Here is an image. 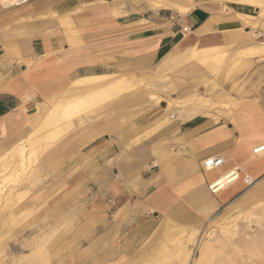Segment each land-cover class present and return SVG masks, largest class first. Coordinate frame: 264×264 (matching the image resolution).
Returning <instances> with one entry per match:
<instances>
[{"label":"crops","instance_id":"crops-1","mask_svg":"<svg viewBox=\"0 0 264 264\" xmlns=\"http://www.w3.org/2000/svg\"><path fill=\"white\" fill-rule=\"evenodd\" d=\"M174 1L195 6L187 13L156 8L153 0H27L0 7L1 154L22 136L38 138L36 126H54L43 136L57 141L52 166L66 169L72 183L97 184L102 215L114 221L182 214L185 200L217 210L245 194L248 177L263 183L264 156L253 150L264 143V82L239 99L240 108L220 114L210 105L217 92L210 98L196 92L182 103L169 97L161 107L152 85L139 80L171 69L189 51L210 66L219 58L206 54L217 48L256 43L254 25L243 19L262 10L238 1ZM253 19L264 36V17ZM112 74L126 76L130 90L97 102L93 113L64 117L56 109L51 119L73 82ZM71 119L76 127L61 139ZM214 156L223 166L205 169L203 161ZM232 168L242 170V179L213 194L209 185Z\"/></svg>","mask_w":264,"mask_h":264},{"label":"rangeland","instance_id":"rangeland-1","mask_svg":"<svg viewBox=\"0 0 264 264\" xmlns=\"http://www.w3.org/2000/svg\"><path fill=\"white\" fill-rule=\"evenodd\" d=\"M252 4L264 17V7ZM260 41L264 36H259L257 44L217 48L206 54L207 59L219 58L210 66L189 51L171 69L140 77V85H152L148 90L160 99L154 105L167 106L169 97L180 103L196 92L210 98L214 91L211 107L220 114L232 112L240 105H218L217 98L242 99L264 82V44L259 46ZM115 92L104 89L94 97L77 99L72 106H64L63 115L93 113L91 109L101 106L97 102ZM76 123L71 119L60 138ZM36 127L34 132L42 137L41 153L33 133L28 140L22 136L15 142L25 146L28 159L23 167L14 163L15 143H10L9 152L1 154L0 150V264H264V179L217 210L205 212L193 200H185L187 211L182 214H146L114 221L102 215V191L97 184L87 188V184L72 183L63 176L66 169L52 166L57 141L50 143L43 136L54 126ZM5 153L6 161L1 157Z\"/></svg>","mask_w":264,"mask_h":264},{"label":"bare ground","instance_id":"bare-ground-1","mask_svg":"<svg viewBox=\"0 0 264 264\" xmlns=\"http://www.w3.org/2000/svg\"><path fill=\"white\" fill-rule=\"evenodd\" d=\"M150 1V0H149ZM227 1H230V0H227ZM235 1V0H234ZM236 1H238V0H236ZM258 1L259 0H242V2L243 3H250V4H252V3H258ZM152 2V1H151ZM222 2V1H221ZM153 3H154V6H156V8H158V7H173V8H178L179 10H180V12L181 13H187V11H189L190 9H192L194 6H195V4L192 2L190 5H186V6H178V4L174 1V0H153ZM201 3V2H200ZM260 3H263V2H261V0H260ZM259 4V3H258ZM256 5V4H255ZM262 5V4H261ZM260 6V5H259ZM13 8V7H12ZM3 9V8H2ZM10 9V8H9ZM4 10H7V9H4ZM177 10V9H176ZM225 10H226V8H225ZM178 11V10H177ZM227 12V11H226ZM237 14V13H236ZM240 15V14H239ZM262 15H264V13L262 14ZM240 16H242V15H240ZM239 16V17H240ZM245 17H247V19H243V17H242V19H243V21L244 20H246V23L245 24H249L250 26L252 25H254L253 26V30H255L254 32L252 31L250 34H251V38H252V36H254V38L256 39V40H259V36L261 35V33L260 32H257L258 30V27H256V24H257V22H254L253 20V16H251V17H253V18H251L249 15H244ZM263 17V16H262ZM186 30L189 32L190 30L189 29H187L186 28ZM260 42H262V41H260ZM105 75V74H104ZM96 77H89V78H83V79H79V80H77V81H75V82H73V85L67 90V92L64 94V99H63V101H61L60 103H59V105H55V106H57V108H53V110H52V115L51 116H55V117H58V115L56 114V109H58V111L59 110H61V109H63L64 108V106H72L73 105V103L78 99H81V98H83V97H94V95H95V93H98V92H100V91H103L104 89H113V90H116L117 92H115V93H119V91H120V89L121 90H123V89H125V88H128V87H126L127 85H130V83L127 81V79L123 76V75H118L117 76V74H112L111 76H102V75H99V76H97V75H95ZM132 84V83H131ZM158 94V93H157ZM199 96V95H198ZM202 97H204L203 95H202ZM228 97V95H220L219 96V98H217V101H216V103L218 104V103H220L221 105L222 104H229V105H234V106H236V107H238L241 103H242V101H240L239 99H231L230 97L229 98H227ZM63 98V97H62ZM73 99H75L74 101H73ZM203 99V98H202ZM208 99V98H207ZM198 100H199V98H198ZM209 100V99H208ZM60 101V100H59ZM58 101V102H59ZM62 102H63V104H62ZM73 102V103H72ZM199 102H201V101H199ZM209 102V101H208ZM57 103V102H56ZM202 103V102H201ZM211 103V102H210ZM220 104H218V105H220ZM85 109V107L82 109V111ZM51 111V110H50ZM62 112V111H61ZM58 113V112H57ZM59 118H60V116H59ZM67 125H70V123L69 124H67ZM71 126V125H70ZM68 127V126H67ZM57 129H59V128H57ZM61 130H62V128H61ZM71 130V129H70ZM59 132V131H58ZM61 132V131H60ZM59 132V133H60ZM62 132H66V131H62ZM53 133V132H52ZM52 133H49V135L50 134H52ZM58 134V133H57ZM55 136H56V134H54ZM52 137L51 138H53V135H51ZM61 137V136H60ZM57 138H59V137H56V139ZM33 140V139H32ZM31 144V143H30ZM36 145V143H35V141L33 142L32 141V145ZM264 143H262V144H259V145H257L255 148H257V147H259V146H261V145H263ZM15 145H16V143H15ZM25 146H22L21 144H17L16 145V147H15V153H13V157L15 158V160H14V163H17V166H20V167H23L24 165H25V163L27 162V159H28V157L25 155ZM254 148V149H255ZM258 152L257 153H255L254 152V150H253V154H255V157L256 158H259V157H263L264 156V151H260V149L259 150H257ZM31 152H33V151H31ZM33 154V153H32ZM1 157H3L2 159L3 160H5V157H7V155H6V153L5 154H3V156H1ZM1 159V158H0ZM2 161V160H1ZM6 161V160H5ZM5 161H3V162H5ZM11 165V164H10ZM221 166H223V165H221ZM221 166H219V167H216V168H207L208 170H215V169H218V168H220ZM228 172H230V170L229 171H227L226 173H223L215 182H217V181H219V182H217V184L216 185H220L221 183H224V182H226V179L228 178V177H225L226 175H227V173ZM242 177H243V173H242V170L240 169V172H239V174H238V176H237V178L236 179H234L233 180V182H231L229 185H227L226 186V189L224 190V191H226V190H228V189H230L232 186H234V185H236L241 179H242ZM248 177V176H247ZM248 179L250 180V182H251V179H250V177H248ZM219 190L218 191H221L223 188H221V186L218 188ZM224 191H222V192H220L219 194H222ZM184 247V246H183ZM182 250H183V248H182ZM178 252H180V251H178ZM185 252V251H184ZM202 253H203V251H202ZM160 254V253H159ZM177 255H179V253H177ZM151 256V255H150ZM185 256V255H184ZM36 257V256H35ZM182 257V256H181ZM186 257V256H185ZM184 257V258H185ZM47 261V260H46ZM45 261V262H46ZM183 262V261H182Z\"/></svg>","mask_w":264,"mask_h":264},{"label":"built area","instance_id":"built-area-1","mask_svg":"<svg viewBox=\"0 0 264 264\" xmlns=\"http://www.w3.org/2000/svg\"><path fill=\"white\" fill-rule=\"evenodd\" d=\"M27 2V0H0V7L1 8H3V9H9V8H12V7H16V6H20V5H23V4H25ZM260 149V151H264V144L263 145H261V146H259V147H257V148H255L254 149V152L255 153H257L258 151L257 150H259ZM224 163V159L223 158H221V157H218V156H214V157H209V158H207V159H205L204 161H203V166H204V168L205 169H211V168H216V167H219V166H221L222 164ZM239 169H237V168H232L231 170H230V172H228L227 173V175L225 176V177H228L227 179H226V182H224V183H221L220 185H216L217 184V182H219V181H217V182H214L213 181V183H211L210 185H209V189H210V191L213 193V194H216V193H218L219 191V187L221 186V188H225L227 185H229L231 182H233V180L234 179H236L237 178V176H238V174H239ZM255 181L253 180V181H251V182H247L246 184H247V186H250L251 184H253ZM222 189V190H223Z\"/></svg>","mask_w":264,"mask_h":264}]
</instances>
